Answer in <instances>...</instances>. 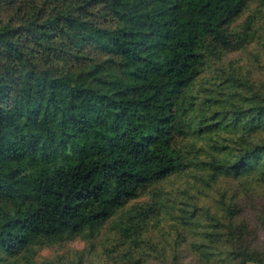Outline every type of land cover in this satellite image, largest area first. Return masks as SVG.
Returning <instances> with one entry per match:
<instances>
[{
    "label": "trees",
    "instance_id": "obj_1",
    "mask_svg": "<svg viewBox=\"0 0 264 264\" xmlns=\"http://www.w3.org/2000/svg\"><path fill=\"white\" fill-rule=\"evenodd\" d=\"M263 195L264 0H0V264H264Z\"/></svg>",
    "mask_w": 264,
    "mask_h": 264
},
{
    "label": "rangeland",
    "instance_id": "obj_2",
    "mask_svg": "<svg viewBox=\"0 0 264 264\" xmlns=\"http://www.w3.org/2000/svg\"><path fill=\"white\" fill-rule=\"evenodd\" d=\"M256 6H258L257 2L253 3L251 9L256 8ZM258 204L264 206V195L261 196L260 200L258 201ZM84 246V242H82L81 240H76L74 242H70L63 245L62 247L46 248L38 253L37 260L41 264H60L63 261H68L69 255L73 256L75 253L81 251Z\"/></svg>",
    "mask_w": 264,
    "mask_h": 264
}]
</instances>
